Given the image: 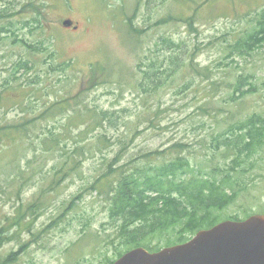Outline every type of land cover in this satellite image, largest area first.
I'll list each match as a JSON object with an SVG mask.
<instances>
[{"label":"rangeland","instance_id":"obj_1","mask_svg":"<svg viewBox=\"0 0 264 264\" xmlns=\"http://www.w3.org/2000/svg\"><path fill=\"white\" fill-rule=\"evenodd\" d=\"M263 9L264 0H0V264H108L133 249L92 182L109 165L143 162L146 152L165 150L152 156L164 161L178 141L195 145L182 153L193 165L208 173L217 166V175L230 177L235 201L215 211L220 222L264 215V133L239 157L216 140L231 122L264 116V46L242 56L232 46L254 30ZM165 37L188 61L195 50L199 66L225 84L217 89L204 78L190 83L180 71L161 73L162 87L150 98L137 79L152 57L171 55ZM94 65L107 71L93 72ZM242 73L250 91L231 99ZM65 100L71 104L47 112ZM74 101L118 114L115 126L106 122L89 134H106L105 146L76 143L88 116L72 115ZM144 107L158 110L157 127L138 121ZM85 146L56 184L71 166L63 155ZM20 206L34 212L22 216ZM175 239L168 232L150 243L171 246Z\"/></svg>","mask_w":264,"mask_h":264},{"label":"trees","instance_id":"obj_2","mask_svg":"<svg viewBox=\"0 0 264 264\" xmlns=\"http://www.w3.org/2000/svg\"><path fill=\"white\" fill-rule=\"evenodd\" d=\"M256 16L254 30L249 32L245 38L240 39V36H238L232 45L240 56L251 54L256 49L264 46V9L256 13ZM163 42L167 46L165 50L170 51L171 55L163 58L160 56L152 57V61L145 65L148 69H143V77L137 79V83L142 85L143 92L149 93L150 98L158 93L162 87L161 73L174 76L169 72L180 71L178 75L187 77L190 83L195 82L197 78H204L209 82L211 81L213 88L217 89L225 84L224 79L214 81L211 78L212 70L209 67L202 69L199 66L196 61L195 50L191 53L192 59L188 61L182 56L180 44L170 37L163 38ZM21 67L25 70L29 69L27 62L22 63ZM97 69L101 70L100 72L107 71V68L104 69L100 65ZM97 69L94 65L93 72H96ZM239 76L237 77L235 91L230 95L231 99L235 98V92L250 91L243 90V87L248 85L246 83L247 77L243 73ZM139 80L140 82H138ZM252 87L256 86L253 85ZM208 100L202 105V109L206 112L208 109L204 105L213 102V98L210 97ZM64 104L71 103L68 100L56 103L47 112H59L65 108ZM71 108L74 110L72 115H80L82 119H86L88 116L87 129L82 132L83 138L76 143L84 141L83 144L87 146L91 144L105 146L109 141L106 134L98 135L94 140L90 139L89 134L96 129V126L102 127L106 122L115 126L118 114L97 107L89 108L77 101H74ZM158 115L159 112L155 107H144L143 113L137 115V119L139 122L152 123L151 126L157 127L155 120ZM76 118L73 117L71 120L74 121ZM261 133H264V116L261 112H257L249 115L245 120L231 122L229 126L218 133L216 140L219 143L222 141V145L226 148L224 150L225 154L232 153L239 157L238 152L241 151V148L251 147L250 140L253 137L255 139L256 136H260ZM52 141L56 146H60L62 143L59 137L53 138ZM228 141L232 143L228 144ZM190 147L195 148V145L191 142L178 141L171 146L168 158H165L164 161H159V157L152 159L153 155H158V153L162 155L166 152L165 150H156L155 152L143 153V162L134 165L126 163L115 167V169L112 165H109L108 169L92 182L93 192H97L99 196L105 198L111 223H118L117 233L125 239L126 243L130 244L129 249L143 246L150 251H158L163 246L152 247L151 239L168 232L176 234V239L170 240L169 245L184 243L190 240L199 230L211 228L219 223L220 217H217L215 211L235 201V191H232L229 185L230 177L226 179L225 177L221 178V174L217 175L219 169L217 166L212 172L208 173L205 169L193 165L190 158L182 154L186 148ZM85 148L86 146L77 147L76 151L70 156L69 153L63 155L62 162L67 161L71 166L64 167L63 171L57 174L56 184L63 177L73 172L80 161L78 156L84 154ZM97 150L101 151L103 149L98 148ZM26 210L34 212L32 208L20 206L18 213L25 216L23 212H26ZM61 218H63V214L60 216ZM21 219H23L21 216L17 218L14 223L15 228L20 225ZM230 219L240 220L238 217H231ZM9 226H13V223H10ZM2 230L11 232L6 227ZM126 251L128 250L126 249L124 252ZM124 252H119L118 256L123 255ZM113 262L114 260H111L108 264Z\"/></svg>","mask_w":264,"mask_h":264},{"label":"water","instance_id":"obj_3","mask_svg":"<svg viewBox=\"0 0 264 264\" xmlns=\"http://www.w3.org/2000/svg\"><path fill=\"white\" fill-rule=\"evenodd\" d=\"M71 26V20L64 21ZM112 264H264V215L225 220L190 240L151 252L136 247Z\"/></svg>","mask_w":264,"mask_h":264},{"label":"bare ground","instance_id":"obj_4","mask_svg":"<svg viewBox=\"0 0 264 264\" xmlns=\"http://www.w3.org/2000/svg\"><path fill=\"white\" fill-rule=\"evenodd\" d=\"M140 247H143V246H140ZM126 252H127V251H126ZM126 252H125V253H126ZM125 253H124V254H125Z\"/></svg>","mask_w":264,"mask_h":264}]
</instances>
